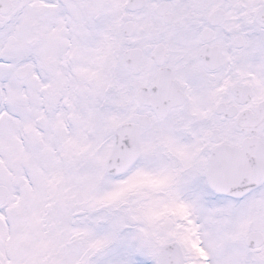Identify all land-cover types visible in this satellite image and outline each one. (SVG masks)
<instances>
[{
  "label": "snow or ice",
  "instance_id": "6c2138e0",
  "mask_svg": "<svg viewBox=\"0 0 264 264\" xmlns=\"http://www.w3.org/2000/svg\"><path fill=\"white\" fill-rule=\"evenodd\" d=\"M0 264H264V0H0Z\"/></svg>",
  "mask_w": 264,
  "mask_h": 264
}]
</instances>
